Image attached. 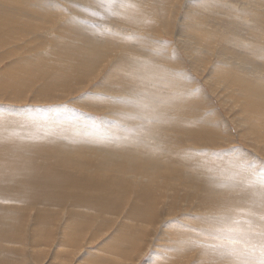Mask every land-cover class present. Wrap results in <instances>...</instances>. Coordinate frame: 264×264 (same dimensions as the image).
<instances>
[{
  "label": "bare ground",
  "instance_id": "obj_1",
  "mask_svg": "<svg viewBox=\"0 0 264 264\" xmlns=\"http://www.w3.org/2000/svg\"><path fill=\"white\" fill-rule=\"evenodd\" d=\"M88 1L90 3L87 2L89 4L83 8L84 4L81 5L78 0L77 3L71 0H40L41 4L36 0H0V32H19L25 35L29 33V39H40L42 42L35 45L34 54L37 57L30 54L31 49L28 50L27 46L18 58L13 45L9 46L5 41L6 44L2 48L6 47V50L1 52L0 59H14V64L6 65L11 68L8 78L11 80L15 76L13 74H21L24 78H30L32 83L24 80L8 82L2 78L1 87H12L15 96H30V91L21 89L25 90L30 83L32 85L42 82L35 100L56 102L85 91L102 76L97 89L107 96L103 99H88L81 104L87 111L107 113L105 119L95 118L92 121L77 118L76 112L57 106V102L53 109L40 107L37 111L32 107L19 108L18 111L0 108V240H9L17 245L20 240L28 241L24 236L32 229L34 236L31 235L29 246H52L58 233L61 235L58 240L60 245H77L80 243L82 224L96 230L92 221L100 216L98 212L111 213L118 216L116 221L112 222L104 217L109 232L116 228L107 244L115 247L112 249L113 253H110L114 255L112 260L120 261V258L115 257L116 252L124 258H133L132 252H138L134 251L138 244L142 243L144 246L145 242H151L148 238L152 234L154 239H159L170 232V239L174 238V247L186 243L180 239V233L172 223L171 229L167 225L164 229L160 228L159 233L153 232L154 226L166 219L162 217V212L171 210L170 206L174 210L178 209L179 201L183 200L186 205L195 204L194 207H187L199 209L197 213L193 212L197 216L210 217H200L194 221L201 220L202 227L208 228L204 235L211 234L215 237L209 239L202 235L199 239L195 238L199 244V252L188 253V260L191 255H195L198 262H202L203 257L210 264H234L230 260L232 257L235 263L243 264L242 261H252L247 256L249 254L251 259L262 258L260 260H263L264 264V254L255 248L249 250V246L244 248L236 245L229 248L228 246L233 244L226 242L229 239L249 244L264 240V219L259 225L260 228L254 230L245 222L249 221L246 214L252 212L249 205H239V201L217 205V200L207 194L204 186L200 184V177L189 173H216L218 168L223 170V164L226 162L234 168L233 174L236 177L248 175L249 178L250 174L253 177L248 179V182L251 180L254 185L262 186L251 189L248 185L243 188L247 194L264 198V172L255 174L254 167L249 166L248 174L240 173L239 169L242 170L244 164L240 161L242 153L238 154L237 150L216 154L217 159L214 161L206 149L195 151L193 144L192 151L186 157L185 136L186 133L196 134L197 142L212 143L216 146L208 144L212 146L211 149L218 150L217 145L220 144L234 145L232 138L236 133L237 137L243 136L256 146L264 147V0H196L187 3L185 8L191 10L199 6V12H196L195 17L190 14L188 20L183 18V25H180L184 14L183 6H180L183 1L181 0L180 5L177 4L182 9L181 17L178 18L177 35L183 36L193 43V47L195 45L196 49L201 50L199 53L197 50L196 53H191L187 49L190 52L189 62L193 63L195 57L199 58L192 68H195V71L201 69L200 75L206 72L204 83L212 93L217 92L220 103L228 106L225 107L226 113L231 114L228 117L236 123L240 133L233 128L235 133L231 132V123L228 125L222 119L219 126L216 123L215 110L208 111L211 116H203V111L209 106L206 103L195 105L192 109L196 115L193 119L187 118L186 105L190 95L186 90L187 76L183 73L186 70L180 67V61H177L180 52L171 46L172 43L153 44L157 53L152 55L147 48L153 46L146 37L135 35L136 33L125 34L129 29L148 27L153 19L165 20L174 1ZM32 6L39 7V10L32 9ZM90 6L95 9H90ZM99 7L105 9L104 13H99L102 10L101 8L98 11ZM8 8L12 10L8 11ZM234 17H239L240 20L242 18L246 22L247 32L238 33L235 30L240 29L232 30V22H228V18L241 22ZM58 18L61 21L58 26L53 27L58 28L55 37L50 40L51 49L44 52L41 47L46 42L44 38L49 35L46 26L53 25L52 22ZM33 20H40L47 25L30 22ZM192 20L193 23L199 20L201 22L193 24ZM19 21L30 29L17 27L16 23ZM122 24H126V32L120 30L123 29ZM165 27L168 30V27ZM11 36L9 41L21 39ZM19 43L17 41L16 45ZM28 43L30 44V40ZM233 46L241 47L246 56L241 55ZM215 58L217 59L214 60ZM260 60L262 66L257 63ZM166 63L177 64L167 67ZM148 64L164 66L167 72L155 67H144ZM2 73L0 70L1 75ZM136 77L145 84L142 83V86L138 81L134 82ZM164 86L165 92L162 91ZM130 113L134 115V119H131L133 116L131 117ZM86 114L89 115V111ZM58 129L92 132L98 136L95 140L97 144L105 143L104 136L108 132L116 134L120 131H136L138 135L136 140L129 137L126 141H119L118 145L122 150L100 155L95 153L97 151L93 152L82 146L68 148L61 145L57 140L58 134L55 133ZM166 130L175 136L174 140L170 136V142L171 145L174 142L177 153L172 147L166 148L169 147V141L163 136H152L157 134V131L163 134ZM28 135L35 139L30 152L25 149ZM153 144L155 146L152 148ZM177 144L179 150L176 148ZM181 146L183 148L180 149ZM105 151H108L107 148ZM140 156L145 159H140ZM201 156L203 161H193ZM248 182L245 181L244 185ZM209 190L219 191L221 188L219 186ZM107 206H110L109 210ZM186 210L188 211L187 208ZM26 213L31 214L29 218ZM59 214L63 216L61 222ZM27 218L28 221L25 222ZM176 220L186 223V216ZM19 221L23 224L18 233ZM173 222L175 223L174 220ZM223 222L227 223L226 229L223 228L226 225H221ZM163 223L162 221L161 224ZM145 229L149 231L146 232ZM14 245L8 247L0 242V251L15 250ZM62 248L60 249L63 251L65 248ZM70 254L74 256L76 252ZM140 254H137L138 258ZM208 254L211 256L208 257ZM96 255L88 251L86 256L93 258ZM178 256L186 260V252Z\"/></svg>",
  "mask_w": 264,
  "mask_h": 264
},
{
  "label": "rangeland",
  "instance_id": "obj_2",
  "mask_svg": "<svg viewBox=\"0 0 264 264\" xmlns=\"http://www.w3.org/2000/svg\"><path fill=\"white\" fill-rule=\"evenodd\" d=\"M19 1H22V0H19ZM36 1H39V4H41L40 0H36ZM71 1H75V3H77V0H71ZM172 1H174V2L170 5V12H169V15L166 17L165 20L157 21V20L153 19L150 21L151 23H149L150 25L148 27H144V28L138 27V28H135L136 30L134 28L131 30L127 29L128 30L127 32L125 30L126 28L124 27V26H126V24H122L123 29L121 28L120 30H124V32H126L125 34H127V35H131L132 33L133 34L136 33L135 35H140V36L146 37V39H148V41L151 42L150 43L151 46H153V48H151V47L147 48L148 51H150L149 53H151L152 55H154V54L156 55V53H157L155 51L154 45H156V44H158V45L163 44L164 45L165 43H168V44L172 43L171 46L172 47L174 46L173 47L174 49L176 47V49L180 52L179 53L180 55L178 56L179 60H177V61H180L179 62L180 67L182 66L183 69L186 70V72H183V73L187 76L186 77V90L188 92L187 94L190 95L189 98H187V95H186V98L188 99V103L186 105V114L188 115L187 118L193 119V117L196 115L193 112L194 109H192L195 105L200 104V103H206L209 106H206L205 110L203 111L204 113H202L203 116H211L208 113V111L212 112L213 110H215L216 114H217L215 119H216V123L219 126L221 124V119H222V121L227 123L228 125H229V122L231 123V125H230L231 126V129H230L231 132L235 133L233 131V129H234L236 132L240 133L241 130L239 129V127L237 125H235L236 123L232 122V119L230 117H228V115H231V114L226 113L225 107H228V106L226 104L220 103L221 102V101H219L220 97H219V95H217V92L212 93L209 86L204 83V77H206V72L203 75H200L201 69H197L198 71H195V68L194 69L192 68V66L196 65L194 62L197 60L198 57H195L196 59H194L193 63L189 62V59H190L189 53L190 52L188 50H190L191 53L192 52L196 53V50L199 53L201 50H199L198 48L196 49L195 45H194V47H195L194 48L193 43L191 41H188L183 36L179 37L177 35V28H178L177 24H178V21L181 17L180 15L182 14V9H180L181 8L180 6H183V13L184 14L182 15L183 17L181 18V24H180V25H183L184 24L183 18L186 17V19L188 20L189 19L188 16L190 14H192V16L195 17V15L197 14L196 12H199V9H200L199 6H195V8H191V10H190V8H185V5L187 3L194 2L196 0H189V1L182 0L183 2L181 0H177V2H176V0H171V2ZM78 2L81 5L84 4L83 8H85V5H88L90 3L88 0H86V1L85 0L84 1L78 0ZM87 2H89V3H87ZM181 2H182V4H181ZM177 4H179V5L181 4V5L177 6ZM75 5H77V4H75ZM91 8L95 9V7L90 6V9ZM101 8H102V10H101L102 12L100 11ZM32 9L38 11L39 7L32 6ZM11 10H12L11 8H8V11H11ZM97 10L100 11L99 13L102 14V13H104L105 9L103 7H99V9L97 8ZM98 11H96V12H98ZM176 11L179 13H177ZM220 13L218 14L219 17L221 16ZM177 15H178V17H177ZM39 18L42 19V17H39ZM234 18H237V20H239L241 22H236L235 19H233V18L229 19L228 18V22L229 21L232 22V26H231L232 30L234 31V29H238V30L240 29L239 31L235 30V32H238V33H240V32L245 33L243 31L247 32V26H245V25H247L246 22L243 21L242 18H241V20L239 17H234ZM93 19L95 20V18H93ZM194 20H195V18H194ZM194 20H192L191 22L193 23ZM54 21L52 22L53 25L52 24L47 25V23H44L40 20L30 21L33 23L36 22V24L47 25L46 27L49 30V32H48L49 35H48V37L47 36L45 38L43 37L46 40V42L44 43L43 47H41L42 50L44 49L43 50L44 52H49V50L51 49V47H49V45H51L50 40L53 37H55V34L57 32V28H58V27L57 28H53V27L58 26L61 19L58 18V20H54ZM200 22H201V20L197 21L196 23L194 22V23L198 24ZM18 23H19V25H18ZM18 23H16L17 27L28 28V26L22 25L20 21ZM242 23H245V24H242ZM234 24H235V26H234ZM236 24H238V25L236 26ZM241 24L244 27H242ZM32 25L33 24H30V26H32ZM165 26L168 27V30ZM149 27H150V29H149ZM28 29H30V28H28ZM132 30L135 32H132ZM129 31H131V32H129ZM128 32L130 34H128ZM0 33L2 34V37L0 38V45H1L0 46L1 47L0 48L1 49L0 54L2 51L6 50V47H4L5 49L2 48L6 44L5 41L8 42L9 46L13 45L12 48L17 51V57L18 58H20L22 56L23 51L26 50L25 48L27 46H29V47H27L28 50L31 49L30 54L33 55L35 52L34 48H36L35 45L37 46V45L42 43L40 39L35 40V41L32 38L29 39V37H30L29 33L28 34L26 33L27 37L24 33H19V32L7 33L4 31V32H0ZM10 34L15 36L16 38H21V39L16 40V41L10 40V41H12V43H11L8 39L9 37H12ZM186 34H188L187 29H186ZM148 35H149V37H148ZM160 36H161V38H160ZM164 36H167V37H164ZM164 38H166V39H164ZM23 39H25V40H23ZM181 39H182V41H180ZM26 40H27V42H26ZM29 40H30V44L28 43ZM152 40L155 43L152 42ZM17 41L20 42L18 44L19 46L16 45ZM47 42H49V44ZM183 42H184V44H181ZM177 43H179V44L177 45ZM10 44H12V45H10ZM189 44H191L192 46ZM179 46H180V48H183V50H181L179 48ZM233 47H236L238 52L241 55L246 56L245 54H243L241 47H239V48L237 46H233ZM184 48H185V50H184ZM13 49H11V50L13 51ZM46 49H48V50L46 51ZM182 51H183V54H182ZM184 51H186L187 53L189 52V53L187 54ZM35 55L36 54H34V56ZM207 56H208V58L210 57L209 55H207ZM35 57H37V56H35ZM24 58H27V57H24ZM217 58H215L214 60H216ZM12 63L14 64L13 58L10 60L0 59V70L3 71L2 75L0 74V79L3 78V80L8 81V82L9 81L14 82L12 80H24V81H30V82L32 81V80H30V78H24V76L21 74H19V75L13 74L15 76H13L12 79L10 80L8 78V72H11V68L7 67L6 65H11ZM183 63H184V66H183ZM257 63L260 66L263 65L261 60L258 61ZM166 64L168 65L167 67H171V66L174 67V66H176L175 64H177V63H175V64L166 63ZM22 65L24 68L26 67L23 63H22ZM144 67H151V68L155 67V68H159V69L163 70L164 72H167L166 68L164 66H157V65L155 66V65L148 64V66L144 65ZM189 67H191V68H189ZM196 68H198V67H196ZM100 78H102V76ZM100 78L96 79L97 83L90 84L85 91H83V92H81V93H79L73 97L69 96L63 100L56 101L58 103V105L56 102H52V101L48 102L45 99H42L40 101L35 100V96H37V91L42 86V82L33 83L32 85H30L32 83L31 82L30 84H28V86L25 90L21 89L22 91H26V90L30 91V96H15L12 93V89H11L12 87H9V86H2L1 87L2 83H0V108L12 110V111H18L19 108L25 109V108L32 107L33 109L38 110V109H41L43 107H48V108L51 107L53 109V107L57 105V106H63L68 110H73L74 112H76L77 118H82V119L87 120V121H92L95 118L105 119L107 117V113L97 112V111H91L90 112V110H88L89 115H87L86 113L88 111L83 109L81 106V104L88 99H103V98L107 97V96L102 95L100 93V91L97 89V87L100 85L98 83L100 81ZM136 81H138L139 84H141L142 86H143V84H145L143 82H140L139 77H136L134 82H136ZM115 82H116V80H115ZM132 86H135V85H132ZM165 88L166 87L164 86L162 88V91L165 92ZM197 91H198V93H197ZM50 104H52V105H50ZM171 106L174 107V105H171ZM125 109L127 111V108H125ZM125 109H123V110H125ZM232 110L233 109H230V111H232ZM127 114L129 115V113H127ZM130 115H131V117L133 116L131 119H134V115H132L131 113H130ZM232 116H233V114H232ZM223 119H226L227 121H225ZM207 123H210V122H207ZM192 132H195V131H192ZM55 133L58 134V137H57L58 142L65 147L74 148L77 146H82V147H84L88 150H91L93 152L97 151L95 153L100 154V155H106L108 152L122 150L118 145L119 141H126L129 137L136 140L137 135H138L136 131H130V132L120 131L116 134L108 132L104 136L105 143L97 144V143H95V140L98 136L92 132L81 133V132H78L75 130H67L66 131L63 129H58ZM159 135L163 136V138H165L169 141V142H167V145H169V147H166L167 149H171V147H172L175 150L174 142H173V145H171V142H170L171 139L174 140V137H175L174 134H170V132H168L166 130L163 134H160V132L157 131V134L152 135V136H159ZM170 136H171V139H170ZM180 136H182V135H180ZM185 136H186V157H188V154L192 151L191 147L193 144H195L194 146L196 147L194 149L195 151H197L198 149H206L208 151V153L210 154V156L214 158L213 159L214 161L217 159V158H215L216 154H219L221 152H226L229 150H237V151H239L238 154L242 153L240 161H242V163L244 164V166L242 167V170L239 169L240 173H242L244 175L248 174L249 170H250L249 166L254 167V171L256 170L255 172L252 171V174H253V172L255 174H259L260 171L264 172V147L263 146H256V144L249 142V140H246L245 137H243V136L237 137V135L235 133L234 138H232V139H234V145L227 146V144L226 145L220 144V145H217V148H219L218 150L217 149L216 150L211 149L212 148L211 145L216 146L212 143L201 144V143H206V142H202V141L197 142L196 139L198 138V136L196 134H192V133L187 134L186 133ZM26 140L27 141H25V149H27V151L30 152V150L33 149L35 139L33 138L32 135H28ZM208 144H211V145H208ZM154 146L155 145L153 144L151 147L153 148ZM197 147H200V148H197ZM106 148L108 151H105ZM176 148L179 150L178 144L176 145ZM181 148H183V146H181L180 149ZM176 151L177 150H175V153H177ZM213 155H215V156H213ZM246 157L248 159H246ZM140 159H145V158H144V156H140ZM193 161L195 163H199V162L203 161V156H201L197 159H194ZM230 167L231 166H229V164H227L225 162L223 164V170H221V168H218L216 173L207 174V173L203 172V173L199 174V173H194L193 171H190L189 173L198 175L200 177L199 178L200 184L204 186V189H205L207 194H209L210 196L214 197L215 200H217V205H222L224 203L230 204L232 202L234 203V201H239V205H249L252 208V212L250 214H246L247 215L246 218H248L249 221H245V222H248V224L250 226H252V228L254 230L257 228H260L259 225H260V223H262L261 221H263V219H264V215H263L264 198H259L258 196L252 197L251 195L247 194L243 190V188L248 187V185H250L251 189L252 188H262V186L254 185L251 180L248 182V179H251V177H253L250 174H249V178H248V175H246L247 177H242V178L240 176L236 177L233 174L234 168H232V167L230 168ZM247 171H248V173H247ZM188 180H189V178L187 175L186 181H188ZM245 181L248 182L246 185H244ZM217 184H218V186H216ZM219 186L221 188V190H219V191L209 190L212 188H219ZM211 193H213V194H211ZM166 194L168 195L169 193L166 192ZM1 201L2 200H0V202ZM190 205L194 207L195 204H190ZM190 205H189V203L186 205L185 201L180 200L179 205H178L179 206L178 209H180V210H178V209L174 210L172 208V206H170L171 210L166 209V211H163L164 214L162 212V217L166 218V219L161 220V222L159 223L160 227H159V225L154 226L155 228H154L153 232L155 233L157 231L159 233L160 232L159 230L166 228L167 225H168L167 227L169 229H171V227H173L172 225H174L175 229L180 233L179 234L180 239L184 240L186 242V243L179 245L177 247L173 246L172 240L174 238L172 240L170 239L171 238L170 232H168L169 235H166V236L163 235V237L161 236L160 237L161 239L160 238L154 239V234H152L148 238L149 240H151V242H149V241H147L148 243L145 242L144 246L141 245L142 243L140 244L141 246L138 244L137 248L134 250V251L138 250V252L137 253L132 252L133 258H131V257L124 258L122 254H119L118 252H116L115 257H117L118 259L120 258V261L119 260H112V259H114L112 257L114 255H112L110 253H113L112 249H114L115 247L112 244H107V242H108V240L111 239V234L114 232V229H116V228L112 229L111 232H109V226H108V223L105 221L104 217L107 219V221L112 222V220L116 221V218L118 215L111 214V213L101 214L98 212V214L100 216L92 221L94 223V225L96 226V230L91 229L88 225L82 224L80 226V230H81L80 243L77 245H73L72 243L67 244V245L63 244V246H64L63 247L62 245H60L58 243V240L61 238V235H59V233H58V235L56 236V239H55L52 246H46V245H40V246L30 245L29 246L30 237H31V235L34 236V231L32 229H29V226L27 227L29 229V232L24 236V238H28V241L27 240H24V241L20 240L18 243L16 242L17 245H14L13 244L14 242H9V240H0V242L2 244H6L8 247H12L14 245V249H15V250L9 249L10 252H6L7 251L6 249H3L2 252L0 251V264H116V263L117 264L118 263H122V264H210L209 261H207L203 257H202V262H198L197 261L198 257L196 258L195 255H191V259L188 260V257H189L188 253L198 254V252H199L198 251L199 244L196 242L195 238L199 239L200 236L204 235L203 234L204 231H206V229H208V228L202 227V224H201L202 221L201 220H199V222L194 221V219H198L201 216L196 215V213H197L196 211L197 210L199 211V209H196L193 207H187ZM106 208L109 210L110 206H107ZM183 208H184V212H183ZM186 208L188 209V211L186 210ZM68 209H69V207H68ZM175 211H177V212H175ZM222 211L224 213L225 208H223ZM168 212H170V213H168ZM193 212H196V213H193ZM25 215L28 216V218H29V216L31 214L28 215V213H26ZM183 216H186V223L184 221H181L182 222L181 223L179 220H176L179 218H183ZM28 218L25 219L24 221L27 222ZM59 218H60L59 220L61 222V220L63 219V216L61 214H59ZM206 218L210 219V217H208V216L204 217V218L201 217L200 219H206ZM30 219H31V217H30ZM173 220L175 221V223L173 222ZM162 221L164 222L163 224H161ZM60 222H59V224H61ZM131 222H132V220L129 223H131ZM31 223L32 222L30 220V225H31ZM171 223H172V225H170ZM22 224H23L22 221H19L17 224V225H19V228L17 231L18 233H19V230H22V228H21ZM221 225H226L223 227L224 229H226L228 227L227 223H225V222H223ZM115 227H117V225ZM24 230H25V228L23 229V231ZM57 231L58 230H56L55 233H57ZM145 231L147 232L149 230L145 229ZM254 234L258 235L257 233H254ZM262 234L264 235V232H262ZM189 235H193L194 237L189 236ZM210 235L211 234H209L208 236L204 235V237L209 238V239L215 238L214 235L213 236L212 235L210 236ZM167 236H168V238H167ZM73 238H71L72 241H73ZM167 239H169V240H167ZM226 242H228V244H233V245H229L228 246L229 248H232L234 245L241 246L244 248H248V246H249V250H251V248H255L257 251L264 254V240H262L258 243H249V244H246V242H244V241L239 242V241H232L229 239H227ZM49 243H51V242L49 241ZM147 244H148V246H147ZM62 247L65 249H63ZM68 247H69V253H68ZM60 248H62L63 251ZM127 250H128V248H127ZM245 250H247V249H245ZM88 251H92L94 254H97V255L93 258H89L88 256H86ZM142 251H143V254H142ZM74 252H76L77 256L76 255L72 256V254H70V253H74ZM185 252H186V260L184 258H179L178 255L183 254ZM138 253L139 254L141 253L140 254L141 256H139V258L137 255ZM174 254H177V255L174 256ZM210 256H211V254H208V257H210ZM247 256H248L249 260H252V261H249V262L242 261L243 264H245V263L246 264H254V263L263 264V260H260L262 258L251 259L249 254H247ZM84 258H86V262H84ZM107 258H110L112 261L108 260ZM233 259L234 258H232V257L230 259L232 261V263L237 264L234 262L235 260H233Z\"/></svg>",
  "mask_w": 264,
  "mask_h": 264
}]
</instances>
